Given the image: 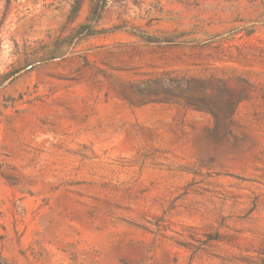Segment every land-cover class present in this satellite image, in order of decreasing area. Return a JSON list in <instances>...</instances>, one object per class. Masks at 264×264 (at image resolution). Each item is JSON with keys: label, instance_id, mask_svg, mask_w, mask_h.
Returning <instances> with one entry per match:
<instances>
[{"label": "rangeland", "instance_id": "1", "mask_svg": "<svg viewBox=\"0 0 264 264\" xmlns=\"http://www.w3.org/2000/svg\"><path fill=\"white\" fill-rule=\"evenodd\" d=\"M102 3L0 0V264H264V0Z\"/></svg>", "mask_w": 264, "mask_h": 264}, {"label": "trees", "instance_id": "2", "mask_svg": "<svg viewBox=\"0 0 264 264\" xmlns=\"http://www.w3.org/2000/svg\"><path fill=\"white\" fill-rule=\"evenodd\" d=\"M102 2H103V3H102V7H101V10H100V12H99L100 14H101V12H102V8H103V6H104L105 3H106V0H102ZM100 14L98 15L97 19L100 18ZM91 15L94 16V15H95V12L91 13Z\"/></svg>", "mask_w": 264, "mask_h": 264}]
</instances>
